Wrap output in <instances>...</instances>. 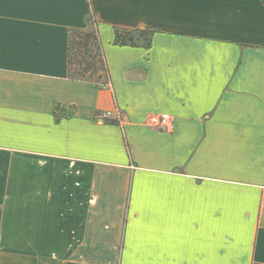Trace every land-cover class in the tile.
<instances>
[{
	"label": "crops",
	"instance_id": "1",
	"mask_svg": "<svg viewBox=\"0 0 264 264\" xmlns=\"http://www.w3.org/2000/svg\"><path fill=\"white\" fill-rule=\"evenodd\" d=\"M91 16L102 87L70 78V31ZM116 29L151 45H117ZM116 109L123 122L95 118ZM11 261L264 264V0H0Z\"/></svg>",
	"mask_w": 264,
	"mask_h": 264
},
{
	"label": "trees",
	"instance_id": "2",
	"mask_svg": "<svg viewBox=\"0 0 264 264\" xmlns=\"http://www.w3.org/2000/svg\"><path fill=\"white\" fill-rule=\"evenodd\" d=\"M153 32L149 30L116 29L115 44L150 47ZM70 78L105 86L110 79L103 44L96 22L91 16L85 29H71L69 44ZM98 76L102 82L95 81Z\"/></svg>",
	"mask_w": 264,
	"mask_h": 264
},
{
	"label": "built area",
	"instance_id": "3",
	"mask_svg": "<svg viewBox=\"0 0 264 264\" xmlns=\"http://www.w3.org/2000/svg\"><path fill=\"white\" fill-rule=\"evenodd\" d=\"M107 83L105 86H107ZM95 118L98 121H116L123 122V111L116 109L115 111H99L96 113ZM149 123L158 129L169 131L173 128V121L169 115H156L149 119Z\"/></svg>",
	"mask_w": 264,
	"mask_h": 264
},
{
	"label": "rangeland",
	"instance_id": "4",
	"mask_svg": "<svg viewBox=\"0 0 264 264\" xmlns=\"http://www.w3.org/2000/svg\"><path fill=\"white\" fill-rule=\"evenodd\" d=\"M94 80H95V81H98V82H102V81H103V80H101L98 76H96ZM6 261H7V258H6ZM8 264H15V262H14V261H11V262L8 263Z\"/></svg>",
	"mask_w": 264,
	"mask_h": 264
}]
</instances>
